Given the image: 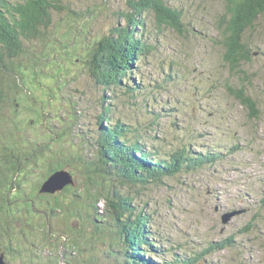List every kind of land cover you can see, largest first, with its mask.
Wrapping results in <instances>:
<instances>
[{"label":"rangeland","instance_id":"obj_1","mask_svg":"<svg viewBox=\"0 0 264 264\" xmlns=\"http://www.w3.org/2000/svg\"><path fill=\"white\" fill-rule=\"evenodd\" d=\"M126 1L61 0L63 9L52 11V15L62 22L56 21L53 30L70 44L53 42L33 47L38 54L32 59L36 65L22 71L24 80L20 82L23 94L31 97L17 96V112L7 110V105L0 108L1 167H9L1 159L5 145H27V141L28 146H37V151L30 152L15 171L0 174V255L4 264L66 263L69 254L79 256L72 241L89 243L88 237L94 234L88 218L84 216L83 222L80 216L75 217L80 206L96 203V212H106L104 201L94 198L104 191L100 186L87 185L85 170L73 151V147L83 146L73 140V134L81 126L98 128L103 92L89 75L87 48L126 24L122 14L128 11ZM168 2L182 12V32L157 26L152 14L145 13L147 24L142 36L157 46L142 55L137 69L129 74L143 88L136 98H130L131 93L120 87L108 114L143 126L156 118L149 113L155 109V113H161L156 121L159 127H151L149 132L158 136L151 145L156 144L160 154L188 143L197 150L221 151L223 157L194 173L166 177L160 185L118 183V189L130 193L150 215L157 250L144 256L154 263L264 264V22L259 18L245 31L252 57L242 66L245 74L239 78L229 71L221 56L219 31L226 10L224 0ZM82 27L84 32L79 31ZM74 33L84 37L77 45L76 58L72 56ZM32 43L24 41L25 45ZM46 49H54L58 61L48 62L51 60L41 56ZM31 56L32 51L27 50L21 61ZM18 71L15 77L20 75ZM228 85L246 87L247 94L257 102V116L229 93ZM145 99L149 100L148 107L144 106ZM73 112L77 120H73ZM62 127L68 133L56 135L58 131L62 134ZM231 146L236 149L229 153ZM62 169L74 172L75 186L67 184L55 193L40 192L42 181ZM81 189H86L84 196L90 190L86 202L81 196L74 199ZM237 209L243 211L226 222L222 220L225 212ZM102 228L98 235L101 239L95 243L101 240L104 245L94 252L100 261L115 234L109 225ZM210 243L215 249L205 253ZM221 244L224 248L219 250Z\"/></svg>","mask_w":264,"mask_h":264},{"label":"trees","instance_id":"obj_2","mask_svg":"<svg viewBox=\"0 0 264 264\" xmlns=\"http://www.w3.org/2000/svg\"><path fill=\"white\" fill-rule=\"evenodd\" d=\"M60 2L61 0H0V108L7 105V110L17 112L19 106L17 96L21 94L25 98L31 97L23 94L20 82L24 80L22 71L36 65L33 64L32 59L38 54L33 47L47 46L53 42H59L64 46L70 44L69 41L62 39V36H58L55 29L53 30L56 21L62 22L61 19L54 20L52 15V11L63 9ZM126 6L128 11L122 13L126 24L110 30L105 39H98L97 43H94V48L87 49V60H82L83 63L86 60L90 67L89 75L102 89L103 113L100 122L97 123V129L82 126L77 128L73 140L83 148L73 147V151L85 170L87 185L90 183L94 187L100 186L104 191L105 194L99 192L94 198L95 201L98 199L104 201L106 212L103 214L96 212V203L80 206L75 217L80 216L83 222L84 216L88 218L94 234L90 232L89 243L72 241V244L78 247L79 256L69 254L70 257L65 262L70 264H156L144 256L146 253L155 254L157 250L152 240L150 215L144 212V207L135 202L130 193H121L118 183L122 186L134 187L160 185L164 183L166 177L181 172L194 173L206 166L215 165L223 157L221 151L197 150L188 143L160 154L157 145H151L152 140L158 136L149 132L151 127H159L156 121L161 113H155V109L150 110L149 113L155 114L156 118L143 126L138 121H131L128 118L115 119L108 114L110 108L113 109L112 99L120 87L131 93L130 98L134 96L136 98L137 91L143 88L140 83H135L134 77L129 74H133L137 69L136 63L140 57L156 49L157 46L156 43H149L142 36V30L147 24L145 13L150 12L159 27L165 26L179 32L183 30L182 12L174 8L168 0H127ZM224 6L226 10L219 31L220 45L223 49L221 56L229 71L240 78L241 74H245L242 66L250 62L252 57V50L245 41V31L259 18L264 22V0H224ZM71 16L75 18L73 14ZM83 28L79 31L84 32ZM77 30L75 31L78 32ZM75 34L72 56L76 58L77 45L84 40V37ZM25 40H32L34 43L25 45ZM27 50L32 51V56L22 62L21 56ZM55 53L54 49H46L41 51L40 55L53 63L59 59L54 57ZM169 64L171 66L169 68L173 69V64ZM18 70L21 76L17 74L18 76L15 77ZM227 89L244 107L248 108L251 115L257 116V102L247 94L246 87L235 88L228 85ZM106 92H112L114 95L109 96L105 94ZM149 104V100L145 99L144 106L148 107ZM70 112L68 118L71 117ZM72 117L73 120H77V113L73 112ZM60 120L64 121L62 118ZM104 122H107V125ZM0 125L3 126L1 122ZM65 127H62V134L58 131L56 135H66L68 130ZM142 130H145V134L141 133ZM26 143L27 145L11 142L5 145L6 148L3 147L1 159L4 158L3 161L8 163L9 167L2 168L0 164V174L7 173L9 169L15 171L20 163L28 159L30 152L37 151V146H28L27 141ZM27 148H30L29 151L26 150ZM235 149L236 146H231L228 152L232 153ZM72 174L74 175V172ZM71 186L75 185H69ZM85 193L86 189L83 191L81 189L79 194L74 195V199L81 196L82 201L86 202L85 197L89 196L90 190L86 196ZM261 201L264 205V198ZM103 225H109L115 234L114 240L106 244L100 261L94 252L104 245L101 240L95 243L96 240L101 239L98 235L103 232ZM230 239H227L229 244ZM223 248L224 244H221L219 250ZM214 249V243H210L204 252Z\"/></svg>","mask_w":264,"mask_h":264},{"label":"water","instance_id":"obj_3","mask_svg":"<svg viewBox=\"0 0 264 264\" xmlns=\"http://www.w3.org/2000/svg\"><path fill=\"white\" fill-rule=\"evenodd\" d=\"M67 184L70 185L74 184L72 174L64 169L56 170L40 184L39 191L43 193H55L56 191L63 189L65 186H67ZM241 211L243 210L237 209V210H231L230 212H225V214L222 215V220L226 222L231 215L237 214ZM0 264H4L3 255H0ZM56 264H70V263L58 262Z\"/></svg>","mask_w":264,"mask_h":264},{"label":"flooded vegetation","instance_id":"obj_4","mask_svg":"<svg viewBox=\"0 0 264 264\" xmlns=\"http://www.w3.org/2000/svg\"><path fill=\"white\" fill-rule=\"evenodd\" d=\"M102 40H103V39H102ZM97 41H98V40H97ZM99 41H101V40H99ZM94 43L96 44L97 42L95 41ZM94 43H93V45H89V47H88L87 49L89 50L90 47H91V48H94V47H95V46H94V45H95ZM10 172H11V170L9 169L7 173H10ZM7 173H6V174H7Z\"/></svg>","mask_w":264,"mask_h":264}]
</instances>
